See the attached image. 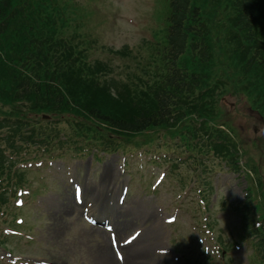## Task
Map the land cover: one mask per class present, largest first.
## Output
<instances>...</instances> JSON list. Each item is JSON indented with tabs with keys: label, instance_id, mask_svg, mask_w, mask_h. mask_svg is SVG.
<instances>
[{
	"label": "rangeland",
	"instance_id": "obj_1",
	"mask_svg": "<svg viewBox=\"0 0 264 264\" xmlns=\"http://www.w3.org/2000/svg\"><path fill=\"white\" fill-rule=\"evenodd\" d=\"M107 1L108 0H103L101 3L94 2V4H91L93 9L98 11V13H96L98 21L105 19L100 16L99 13H102L103 9L106 11ZM130 1L131 0H120L119 2L115 1L116 4H114L113 10L116 11V13L114 15V19L122 17L125 19L127 26L134 27L136 25L135 21H138V18L134 17V15L142 14L145 12V10L142 8H137V6H129ZM110 22H113V20L111 19ZM110 22L102 23L106 25V27L100 25L99 28L94 29L96 34L93 36L101 37L107 35L110 38L111 43V40L115 42L114 36L116 35L119 38H123L124 43L127 42L132 45L136 43L134 39H129L130 35L125 30H119L118 24L115 25ZM110 43L108 47L104 48H111L114 50L118 49L116 44L112 45ZM99 57L107 58L108 55L107 53H99ZM53 153L55 155L61 154V146L56 145L54 147ZM135 154L140 155V152ZM155 157L157 158L158 155L156 154ZM141 158L148 159L149 155L141 156ZM89 159L90 157L88 156L74 159L71 166H74L73 164L75 163L88 162ZM123 160L124 157H119L116 155L105 157L103 159V166L106 170L108 182L113 183V188L109 189L113 190L112 201L114 205L121 184H127L128 181H130V176L128 177V174L132 176L131 182L135 181L136 185H138V182L140 185L146 184L147 181L145 176L149 177L150 174L145 173V170L142 172L138 165L131 168V170L128 172L126 170L123 171ZM93 165L92 171H95L97 166L95 164ZM151 167L154 168V166ZM126 169H129V164L126 166ZM24 177L26 180H28L31 175L24 173ZM51 177L62 189H64V185L60 184V181L62 180L60 174L51 175ZM89 177L94 181V184L88 185L85 193L87 195L89 193L98 194L99 190H101V185L104 182L103 179H100L101 174H99L98 171L95 176L91 174ZM80 178L83 177H79L78 179ZM106 192L107 189H104L103 193L106 194ZM163 192L168 193V187L166 185H164ZM58 193L59 196L53 199V203L47 201V196L39 197L38 199L35 198V200L37 199V201L43 203L42 208H46L48 213L52 210H56L57 213L55 214H49L48 217L45 215L44 218L41 216V214L37 216L38 212L34 211V206H31L30 203H28V206L24 209V214L28 218L26 223L24 221L25 224L23 223L24 225H22L24 228L30 230L32 233L31 238L33 239V246L29 247V252L25 254V250L18 249L14 243H6V245L10 246L17 256H22V254H24L29 258H43L46 261H51L58 264H101V261L95 257L94 253L96 248L99 251L104 250V247L102 248L100 243L105 240V234L98 229L88 227L82 221L80 214L82 208H77V210H74L72 204H69L66 200L62 199L63 196H71L69 191ZM223 193L225 196H229L232 202H234L238 199L237 196L240 194V189L235 186H231L229 189L223 190ZM131 195L126 198L124 204L118 205V207L114 209L115 217L117 218L118 222L122 224H129V228L131 230L136 228L142 229L143 231L141 236L135 239L132 244L124 246V248H122L120 251L116 250V253H121L123 255V262L121 264H162L157 259L160 256L157 255L155 248L163 247L166 244V240L171 239L169 237V232L166 229L167 224L165 223V218H167V216L170 214H164L158 211L154 202L146 197L147 195H137L136 191L132 192ZM45 203H48V205L46 206ZM59 217L61 220L60 227L55 228L53 223ZM16 230L20 231V228H17ZM127 234L128 231L125 233V235L118 234L117 239L122 240L125 238V236H127ZM249 264H252L250 260Z\"/></svg>",
	"mask_w": 264,
	"mask_h": 264
},
{
	"label": "trees",
	"instance_id": "obj_2",
	"mask_svg": "<svg viewBox=\"0 0 264 264\" xmlns=\"http://www.w3.org/2000/svg\"><path fill=\"white\" fill-rule=\"evenodd\" d=\"M195 0H180L181 3V7L185 8L187 10H189L190 12L197 14L198 13V9L195 7L194 2ZM192 2V4H191ZM225 2L228 3H240L242 6L241 7V11H242V16L243 19H246V15L247 12L250 10L248 9L247 6H252L253 10H256V4H261L262 0H225ZM245 2V3H244ZM243 3V4H242ZM216 10L217 7L214 6L211 10L210 16H206L207 19V23L205 24V31L208 34H216L217 30L220 29L219 26V21L215 18L216 17ZM252 12V10H251ZM187 22L189 24H197L195 21H193L190 18H186ZM209 21V22H208ZM58 104L54 103L53 107L57 106ZM79 111L77 112V114H79L80 112V116L86 117V115H89L91 117H102L101 120L102 121H107V124H110V121L113 122L115 125H117L116 127L119 130H133L134 132H142L145 131L151 127H157L160 126L161 124H168L165 118H161V115H155V116H144V115H135V119L132 122H122L119 121L120 124H118L117 122L113 121L111 118H113V114L111 112L112 108H106L104 105H98V106H91V107H87L82 105L81 107H78ZM108 113V114H107ZM111 114V115H109Z\"/></svg>",
	"mask_w": 264,
	"mask_h": 264
},
{
	"label": "bare ground",
	"instance_id": "obj_3",
	"mask_svg": "<svg viewBox=\"0 0 264 264\" xmlns=\"http://www.w3.org/2000/svg\"><path fill=\"white\" fill-rule=\"evenodd\" d=\"M101 256H102V258L104 260H109L110 259L109 256L106 253H102ZM112 264H114V263H112Z\"/></svg>",
	"mask_w": 264,
	"mask_h": 264
}]
</instances>
